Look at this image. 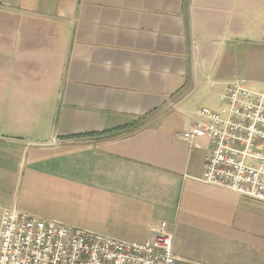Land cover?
Instances as JSON below:
<instances>
[{"label": "crops", "instance_id": "1", "mask_svg": "<svg viewBox=\"0 0 264 264\" xmlns=\"http://www.w3.org/2000/svg\"><path fill=\"white\" fill-rule=\"evenodd\" d=\"M264 92V0H0V207L178 258L264 264V202L202 183L179 135Z\"/></svg>", "mask_w": 264, "mask_h": 264}, {"label": "built area", "instance_id": "2", "mask_svg": "<svg viewBox=\"0 0 264 264\" xmlns=\"http://www.w3.org/2000/svg\"><path fill=\"white\" fill-rule=\"evenodd\" d=\"M217 110L199 108L179 139H208L204 184L264 202V92L235 81ZM0 264H207L177 257L166 222L145 243L121 241L0 207Z\"/></svg>", "mask_w": 264, "mask_h": 264}, {"label": "rangeland", "instance_id": "3", "mask_svg": "<svg viewBox=\"0 0 264 264\" xmlns=\"http://www.w3.org/2000/svg\"><path fill=\"white\" fill-rule=\"evenodd\" d=\"M256 89H258V91H259V90L262 91V90H261L262 88H256Z\"/></svg>", "mask_w": 264, "mask_h": 264}]
</instances>
